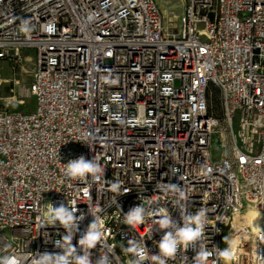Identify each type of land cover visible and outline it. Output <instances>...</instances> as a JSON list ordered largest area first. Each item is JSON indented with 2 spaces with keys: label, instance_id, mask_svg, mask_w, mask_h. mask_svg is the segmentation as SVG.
Listing matches in <instances>:
<instances>
[{
  "label": "built area",
  "instance_id": "2783aa9c",
  "mask_svg": "<svg viewBox=\"0 0 264 264\" xmlns=\"http://www.w3.org/2000/svg\"><path fill=\"white\" fill-rule=\"evenodd\" d=\"M29 52L35 110L0 106V255L61 253L66 230L42 217L63 204L84 217L79 254L90 211L99 221L93 264H131L129 240L153 264L161 209L179 226L206 216L203 239L167 264H195L201 246L222 264L226 236L231 264H264V0H183L175 29L156 0H0V67ZM80 156L97 159L99 178L65 174ZM139 205L154 214L126 223Z\"/></svg>",
  "mask_w": 264,
  "mask_h": 264
},
{
  "label": "clouds",
  "instance_id": "9594fccd",
  "mask_svg": "<svg viewBox=\"0 0 264 264\" xmlns=\"http://www.w3.org/2000/svg\"><path fill=\"white\" fill-rule=\"evenodd\" d=\"M29 21L23 20L21 23V31L29 32ZM103 171L97 159L87 160L80 156L77 159H72L67 162L65 174L71 178H87L91 176L93 179L99 178ZM120 188L119 183H113L111 190L118 192ZM174 191H177L181 198L184 193L178 186H172ZM77 208L66 207L61 204L58 207H53L48 210V215L42 217L46 224L53 226L57 223L66 230V235L59 241H55L56 247L61 248L62 252L58 254H50L48 252L37 253L32 259V264H93L91 260L90 249L94 248L97 242L102 238L103 231L99 221L90 211L94 217L93 222L88 226L86 232L79 239L78 244L82 250V254L78 253L77 247L71 243L75 232L78 229V222L82 220L83 215L79 218L75 215ZM153 210L146 209L139 205L134 207L125 214V221L128 224H141L146 217L152 216ZM160 219L158 221L162 230H167L158 242L159 254H154L151 257L153 264H167V259L176 255L178 248L183 245L185 248L195 245L203 239L204 228L206 225V216L204 210H199L195 214H186L183 216V224L179 226L172 220L171 216L167 215L166 211L159 210ZM228 247L217 251L218 259H223L225 264H231L235 260L234 249L235 242L225 237ZM129 246L123 249L126 253H130L134 259L131 264H143L148 259L146 255V246L135 240H129ZM213 253L207 251L203 246L198 250L195 256V264H208V259ZM25 258L16 255H0V264H24ZM96 264H110L107 257H101L96 261Z\"/></svg>",
  "mask_w": 264,
  "mask_h": 264
},
{
  "label": "rangeland",
  "instance_id": "374dc122",
  "mask_svg": "<svg viewBox=\"0 0 264 264\" xmlns=\"http://www.w3.org/2000/svg\"><path fill=\"white\" fill-rule=\"evenodd\" d=\"M158 3L165 23L171 28H176L179 17L183 12V0H156ZM32 55L33 53H27ZM33 62L31 58L23 57L20 64L13 66L9 62H3L0 67V106L5 111H24L32 112L35 110V100L30 98L27 89L32 80ZM215 144V157L219 155V149ZM249 226L256 231L251 223ZM227 237V236H226ZM228 238V237H227ZM228 243L224 240V248ZM222 264H225L222 261Z\"/></svg>",
  "mask_w": 264,
  "mask_h": 264
},
{
  "label": "bare ground",
  "instance_id": "6f19581e",
  "mask_svg": "<svg viewBox=\"0 0 264 264\" xmlns=\"http://www.w3.org/2000/svg\"><path fill=\"white\" fill-rule=\"evenodd\" d=\"M24 57V56H23ZM31 58V57H30ZM32 62H33V70H34V57H32ZM33 72V71H32ZM259 215L257 213L254 212H250L247 217L244 219L243 222L246 223H251L252 226L254 227V229L257 231L259 228ZM250 225V224H248Z\"/></svg>",
  "mask_w": 264,
  "mask_h": 264
},
{
  "label": "crops",
  "instance_id": "0c3cea01",
  "mask_svg": "<svg viewBox=\"0 0 264 264\" xmlns=\"http://www.w3.org/2000/svg\"><path fill=\"white\" fill-rule=\"evenodd\" d=\"M25 56H26V57H28V56H29V58L31 57V59H32V55L26 54ZM25 56H24V57H25Z\"/></svg>",
  "mask_w": 264,
  "mask_h": 264
}]
</instances>
